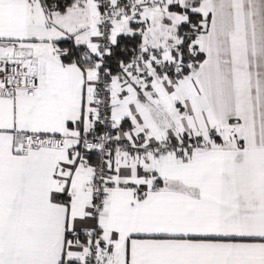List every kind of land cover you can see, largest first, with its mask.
<instances>
[{
	"label": "snow or ice",
	"instance_id": "obj_1",
	"mask_svg": "<svg viewBox=\"0 0 264 264\" xmlns=\"http://www.w3.org/2000/svg\"><path fill=\"white\" fill-rule=\"evenodd\" d=\"M0 264H264V0H0Z\"/></svg>",
	"mask_w": 264,
	"mask_h": 264
}]
</instances>
